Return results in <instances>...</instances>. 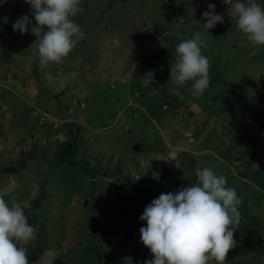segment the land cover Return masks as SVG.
<instances>
[{
  "label": "rangeland",
  "instance_id": "374dc122",
  "mask_svg": "<svg viewBox=\"0 0 264 264\" xmlns=\"http://www.w3.org/2000/svg\"><path fill=\"white\" fill-rule=\"evenodd\" d=\"M208 3L224 16L210 34L202 15ZM228 8L223 0H81L74 20L83 38L61 62L41 65L36 37L12 28L22 14L33 19L30 5H0V170L26 160L19 172L0 171V195L19 203L36 229L33 240L17 242L29 264L152 259L140 215L161 193L198 183L203 167L227 178L240 215L261 219L259 232L246 237L240 217L226 264H264V162L251 164L260 168L254 177L244 172L248 154L264 147V124L253 118H264V46L247 40ZM198 31L207 35L210 80H218L194 97L191 82L178 88L170 78L176 46ZM229 87L237 103L224 96ZM66 141L77 166L58 164ZM171 150L179 157L169 162ZM91 173L93 195L108 201L96 214H89L95 197L82 198ZM100 215L104 224L87 225Z\"/></svg>",
  "mask_w": 264,
  "mask_h": 264
},
{
  "label": "clouds",
  "instance_id": "9594fccd",
  "mask_svg": "<svg viewBox=\"0 0 264 264\" xmlns=\"http://www.w3.org/2000/svg\"><path fill=\"white\" fill-rule=\"evenodd\" d=\"M8 0H0V5ZM30 5L33 19L27 13L12 24L20 35L36 37L41 65L59 63L75 48L84 33L74 17L82 11L81 0H24ZM228 15L236 17L237 27L253 45L264 46V3L257 0H223ZM203 12L207 33L224 23L216 13V5L208 3ZM207 35L196 32L182 40L175 49L176 63L171 68V80L178 88L191 82V94L203 95L210 85L211 63L203 54ZM179 95V92H177ZM179 157L176 150L169 159ZM165 160V159H164ZM198 183L161 193L149 203L139 220L146 222L139 229L142 244L152 254L143 264H226L230 249L237 244L234 233L240 221V197L227 178L212 167L197 169ZM36 229L29 224L24 208L17 202L9 204L0 195V264H29L27 244L34 239Z\"/></svg>",
  "mask_w": 264,
  "mask_h": 264
},
{
  "label": "trees",
  "instance_id": "16d2710c",
  "mask_svg": "<svg viewBox=\"0 0 264 264\" xmlns=\"http://www.w3.org/2000/svg\"><path fill=\"white\" fill-rule=\"evenodd\" d=\"M218 76H221V75H218ZM218 79L217 78H214V79H212V80H210V85H209V87L208 88H210L212 85H213V83H215L216 81H217ZM223 93H224V96L228 99V102H230L231 104L232 103H237L236 101H234L233 100V97L231 96L232 94L231 93H233V90H232V88L231 87H229L228 88V91L225 93L224 91H223ZM225 94H227V95H225ZM224 108V107H223ZM251 113H252V111H250ZM253 118H256V121H258V125L260 126V127H263V124H264V118H263V116H261L260 114H255L254 116H253ZM253 118H248V120H249V122H251V119H253ZM251 144V143H250ZM252 144H253V142H252ZM202 147H204V146H202ZM201 147V148H202ZM257 149L255 150V151H252V152H250L251 154L249 155L248 154V159H245L246 160V164H245V169H244V172L249 176V175H253V177L255 176V175H257V172H259L260 171V168H255V169H253V170H250L251 169V164L252 163H254V161H260V162H264V147L263 146H258V147H256ZM205 149H208V146H206V148ZM74 150H75V146H74V143L72 142V141H66L65 143H63V146L59 149V151H58V154H59V156L57 157L58 159H57V161H58V164H60V165H66V166H77V162H74V161H72V159H71V155H72V153L74 152ZM204 150V149H203ZM259 150H261V154H259L258 153V151ZM255 154H259V156H260V158H258V159H255L254 158V155ZM238 159H239V157H237ZM26 160L25 159H23V160H20V159H18L13 165L11 164V165H8V166H6V167H4L3 169H1L0 171H4V172H12V174H14V173H16L17 171L19 172V170L20 169H22V168H24V166H25V164H26V162H25ZM49 163H50V161H49ZM52 164V163H51ZM94 169H92V171H93ZM242 176V177H245V175H242V174H239V176ZM97 175H95L94 176V173L92 174H89V177H88V181L89 180H91V182L89 183V189H88V191L87 192H83V196H82V198L83 199H89V197H92V199H93V197H95L93 194V192H94V189H95V186H96V181L95 180H93V179H95V177H96ZM118 180V179H117ZM44 183H45V179H43L42 181H41V189L43 188V185H44ZM99 184V183H98ZM101 184H102V186L100 187V190L102 189V194H105L106 193V189L108 188V186H107V183H103V182H101ZM45 186V185H44ZM99 186V185H98ZM97 191V190H96ZM36 200H44V197L43 196H40V195H38L37 197H36ZM95 200L98 202V205H94V207H95V209H92V211L89 213V214H91L92 212H95L94 214H96V207L97 208H99V211L100 212H102V210H104L105 209V207H106V205L108 204V201L106 200V198H102L101 200H98L96 197H95ZM85 201V200H84ZM35 203H38V202H35ZM91 204H89L88 206H86V207H89L90 209L91 208H93V206L91 205ZM39 208H40V210L42 209V207L39 205ZM87 211V210H86ZM87 212H89V211H87ZM99 218H97L98 219V221H97V219H96V217H90V223H88L87 225H89V224H94V226H95V228H96V226L97 225H102V224H104L105 223V221H103V216L102 215H100V216H98ZM240 217H242V222H243V224H244V229H243V232H244V235L246 236V237H249L250 236V234H252V231H257V232H259L258 230H256V227L258 226V223L259 222H261V219H259V218H256V217H254V216H249V215H247V214H243L242 213V211H241V215H240ZM248 217V218H247ZM249 223V224H248ZM95 224H97V225H95ZM250 224H252V225H250ZM33 226V225H32ZM255 226V227H254ZM87 227H90V226H87ZM261 228H262V226H261ZM90 229V228H89ZM263 229V228H262ZM91 230V229H90ZM88 232H92V231H88ZM239 246H245V244H239V245H237V247H239ZM33 255H35L34 253H32ZM32 256V255H31ZM51 264H64V261L63 260H61V259H55V260H53V262L51 263Z\"/></svg>",
  "mask_w": 264,
  "mask_h": 264
},
{
  "label": "crops",
  "instance_id": "0c3cea01",
  "mask_svg": "<svg viewBox=\"0 0 264 264\" xmlns=\"http://www.w3.org/2000/svg\"><path fill=\"white\" fill-rule=\"evenodd\" d=\"M6 33H7V31H6ZM6 33H5V34H6ZM5 47H6V46H5ZM3 48H4V47H3ZM6 49H7V48H6Z\"/></svg>",
  "mask_w": 264,
  "mask_h": 264
}]
</instances>
